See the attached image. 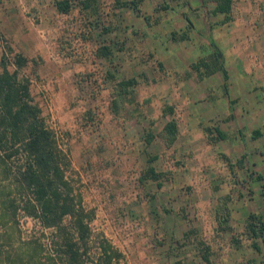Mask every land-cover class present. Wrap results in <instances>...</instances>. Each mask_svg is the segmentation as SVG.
Returning a JSON list of instances; mask_svg holds the SVG:
<instances>
[{
  "label": "rangeland",
  "instance_id": "374dc122",
  "mask_svg": "<svg viewBox=\"0 0 264 264\" xmlns=\"http://www.w3.org/2000/svg\"><path fill=\"white\" fill-rule=\"evenodd\" d=\"M56 1L0 0V57L9 70L16 54L27 59L18 73L88 225L85 263L104 240L117 264H264L245 230L248 215L264 222L254 178L264 173V0H233L224 23L201 0H67L66 12ZM148 156L159 185L142 180ZM27 221L7 229L2 250L19 234L45 243L50 230Z\"/></svg>",
  "mask_w": 264,
  "mask_h": 264
},
{
  "label": "trees",
  "instance_id": "16d2710c",
  "mask_svg": "<svg viewBox=\"0 0 264 264\" xmlns=\"http://www.w3.org/2000/svg\"><path fill=\"white\" fill-rule=\"evenodd\" d=\"M130 2L135 6L134 1ZM201 2L214 3L213 11L221 14V23L234 17L233 0ZM55 5L62 12L69 9L67 0H57ZM185 20L190 24L187 18ZM26 61L24 56L16 54L13 59L16 68L9 70L6 56L0 57V262L86 264L84 259L88 257L84 246L90 241L88 225L81 207L69 192L63 170V162H67L65 153L54 143L51 131L30 95L28 79L18 73L17 69ZM219 69L222 86L226 90L227 71L222 65ZM133 84L134 79L128 78L119 81L118 86L124 93ZM163 111L172 113V107L165 106ZM214 130L217 138L225 137L220 130ZM176 132V120L171 116L162 127V141L170 145ZM259 134L258 129L252 131V137ZM154 158H146L141 177L159 185L161 173L152 165ZM237 162H242V159ZM254 178L259 182L264 204V173H256ZM29 219H33L40 228L50 230L45 243L31 236L22 239L19 234L20 246L17 249L2 250L3 240L12 247V237L5 234L7 229L15 228L19 232V225L27 227ZM245 230L249 237L258 236L264 245V222L259 217L248 215ZM104 242H97L95 249L98 252L93 263L117 264L120 253ZM252 246L258 248L255 243Z\"/></svg>",
  "mask_w": 264,
  "mask_h": 264
},
{
  "label": "crops",
  "instance_id": "0c3cea01",
  "mask_svg": "<svg viewBox=\"0 0 264 264\" xmlns=\"http://www.w3.org/2000/svg\"><path fill=\"white\" fill-rule=\"evenodd\" d=\"M227 75H228V72H227ZM229 78V77H228ZM228 80V79H227ZM254 129H252L251 131H253Z\"/></svg>",
  "mask_w": 264,
  "mask_h": 264
}]
</instances>
